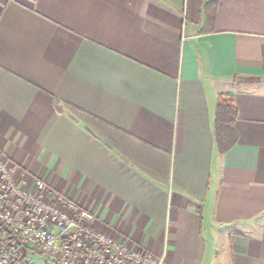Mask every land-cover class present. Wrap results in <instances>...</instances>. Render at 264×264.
I'll use <instances>...</instances> for the list:
<instances>
[{
    "label": "crops",
    "instance_id": "0c3cea01",
    "mask_svg": "<svg viewBox=\"0 0 264 264\" xmlns=\"http://www.w3.org/2000/svg\"><path fill=\"white\" fill-rule=\"evenodd\" d=\"M0 150L165 264H264V0H0Z\"/></svg>",
    "mask_w": 264,
    "mask_h": 264
},
{
    "label": "built area",
    "instance_id": "2783aa9c",
    "mask_svg": "<svg viewBox=\"0 0 264 264\" xmlns=\"http://www.w3.org/2000/svg\"><path fill=\"white\" fill-rule=\"evenodd\" d=\"M91 218L42 180L26 188L0 150V264H165L167 236L161 253L139 250L92 230Z\"/></svg>",
    "mask_w": 264,
    "mask_h": 264
},
{
    "label": "trees",
    "instance_id": "16d2710c",
    "mask_svg": "<svg viewBox=\"0 0 264 264\" xmlns=\"http://www.w3.org/2000/svg\"><path fill=\"white\" fill-rule=\"evenodd\" d=\"M236 108L230 94H220L214 117V139L220 154L229 150L236 142Z\"/></svg>",
    "mask_w": 264,
    "mask_h": 264
},
{
    "label": "rangeland",
    "instance_id": "374dc122",
    "mask_svg": "<svg viewBox=\"0 0 264 264\" xmlns=\"http://www.w3.org/2000/svg\"><path fill=\"white\" fill-rule=\"evenodd\" d=\"M29 253H30V251L27 252V254H29ZM223 258H224V257L222 256V259H223ZM222 261H223V260H222ZM37 264H38V263H37ZM40 264H41V263H40ZM42 264H43V263H42ZM221 264H222V263H221Z\"/></svg>",
    "mask_w": 264,
    "mask_h": 264
}]
</instances>
